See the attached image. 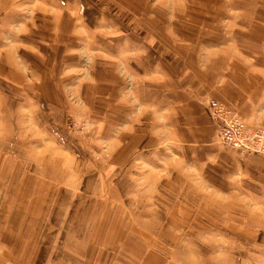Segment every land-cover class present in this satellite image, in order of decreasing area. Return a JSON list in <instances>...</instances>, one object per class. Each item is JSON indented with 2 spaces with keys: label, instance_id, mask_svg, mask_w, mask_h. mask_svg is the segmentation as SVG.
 I'll return each mask as SVG.
<instances>
[{
  "label": "rangeland",
  "instance_id": "obj_1",
  "mask_svg": "<svg viewBox=\"0 0 264 264\" xmlns=\"http://www.w3.org/2000/svg\"><path fill=\"white\" fill-rule=\"evenodd\" d=\"M225 87H264V0H0V264H119L128 237L264 264V124Z\"/></svg>",
  "mask_w": 264,
  "mask_h": 264
},
{
  "label": "crops",
  "instance_id": "obj_2",
  "mask_svg": "<svg viewBox=\"0 0 264 264\" xmlns=\"http://www.w3.org/2000/svg\"><path fill=\"white\" fill-rule=\"evenodd\" d=\"M229 94H221L216 98L224 102H227L234 108H239L242 111L244 117L247 120H251L254 123L264 124V87H225ZM214 98V97H213ZM262 113V116L261 115ZM212 127V126H211ZM211 127H207L208 131L204 129V136L208 134ZM199 140L197 137L193 138L186 136V140L189 144H200L203 134H199ZM176 153L173 155L175 156ZM188 174L192 176V169L188 171ZM145 213V212H144ZM143 212L139 213L137 218L155 220L156 215L150 216V213L143 215ZM124 244V243H123ZM118 262L119 264H184L170 257L157 245L145 246L132 237H128L125 242V246L119 250Z\"/></svg>",
  "mask_w": 264,
  "mask_h": 264
},
{
  "label": "built area",
  "instance_id": "obj_3",
  "mask_svg": "<svg viewBox=\"0 0 264 264\" xmlns=\"http://www.w3.org/2000/svg\"><path fill=\"white\" fill-rule=\"evenodd\" d=\"M208 103V109L211 110L212 117L219 126V139L222 146L225 149L239 146L240 135L244 131L245 126L237 116V112L225 103L217 100H211ZM254 135L258 138L264 137V133L258 130L254 132ZM250 148L252 147L247 146V149L242 152V157L247 158L248 153L250 154L251 151L256 152L259 150V147L255 149Z\"/></svg>",
  "mask_w": 264,
  "mask_h": 264
}]
</instances>
